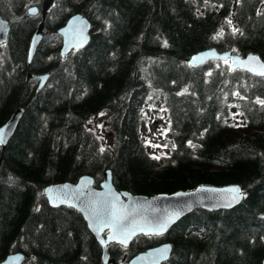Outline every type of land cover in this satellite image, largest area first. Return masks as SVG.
Masks as SVG:
<instances>
[{"label":"trees","instance_id":"1","mask_svg":"<svg viewBox=\"0 0 264 264\" xmlns=\"http://www.w3.org/2000/svg\"><path fill=\"white\" fill-rule=\"evenodd\" d=\"M43 1L0 0L10 23L0 45V125L23 108L0 148V261L21 251V264H104L80 212L50 206L43 189L82 174L99 187L109 168L115 187L132 193L230 183L243 192L231 209L197 208L165 234L109 244L117 261L167 241L162 264H262L264 76L186 59L214 47L264 61V0H53L28 67L40 15L27 9ZM76 12L91 22L90 41L62 57L56 30ZM29 72L49 77L38 89ZM142 102L165 110L164 153L138 136ZM98 119L112 135L108 145L92 125Z\"/></svg>","mask_w":264,"mask_h":264},{"label":"water","instance_id":"2","mask_svg":"<svg viewBox=\"0 0 264 264\" xmlns=\"http://www.w3.org/2000/svg\"><path fill=\"white\" fill-rule=\"evenodd\" d=\"M53 0H44L41 8L30 5L27 12L41 18L31 36L27 65L31 64L36 48L43 37L44 19L50 11ZM36 9L35 14L30 10ZM10 23L0 15V44L5 42ZM56 32L61 36L60 55L65 57L71 51L85 47L90 41L92 25L82 13L76 12ZM218 59L228 61L230 69L239 68L248 73L264 76V61L255 53L241 55L232 50L218 51L206 48L197 51L186 59L193 67ZM33 75H29L31 77ZM39 78L38 88L46 83L49 74L43 73ZM23 108L16 109L11 117L0 125V148L3 151L9 138L14 133ZM1 163V157H0ZM239 187L242 193L238 201H233V193L229 190ZM43 195L52 207L70 206L80 212L88 229L101 246V258L104 264H162L171 254L170 242H161L139 251L128 260H119L110 256L109 244L117 243L129 246L138 235L165 234L179 219L197 208L209 211L231 209L243 199L240 185H198L193 189L179 190L172 193L145 195L118 190L112 179V171L106 168L99 187L94 186V178L89 174L80 175L76 181L50 183L43 189ZM264 218V213L259 215ZM25 255L21 251L8 253L0 264H21ZM264 264V258L262 259Z\"/></svg>","mask_w":264,"mask_h":264},{"label":"rangeland","instance_id":"3","mask_svg":"<svg viewBox=\"0 0 264 264\" xmlns=\"http://www.w3.org/2000/svg\"><path fill=\"white\" fill-rule=\"evenodd\" d=\"M142 121L138 128V136L146 147L152 152H165L167 140L169 139V132L167 130V117L165 110L153 106L143 108L144 102L141 103ZM94 128H97L100 140L106 145L111 143V133L106 124L97 120L92 122Z\"/></svg>","mask_w":264,"mask_h":264},{"label":"snow or ice","instance_id":"4","mask_svg":"<svg viewBox=\"0 0 264 264\" xmlns=\"http://www.w3.org/2000/svg\"><path fill=\"white\" fill-rule=\"evenodd\" d=\"M30 11H31L33 14H35L36 9L33 8V9H31ZM209 75H211V73H209ZM258 102L261 103V104H264V100H259ZM100 115H103V113H101ZM0 135H2V133H0ZM0 143H3V140H2V139H0ZM189 145L192 146V145H191V141H189ZM100 151L103 152V151H104V148L102 147V148L100 149ZM155 158L158 159L159 157H155ZM229 191L232 192V193L234 194L233 197H232V200H233V201H238V200L241 198V196H242V193H241V190H240L239 187H234V188L230 189ZM37 210H39V209H37Z\"/></svg>","mask_w":264,"mask_h":264},{"label":"flooded vegetation","instance_id":"5","mask_svg":"<svg viewBox=\"0 0 264 264\" xmlns=\"http://www.w3.org/2000/svg\"><path fill=\"white\" fill-rule=\"evenodd\" d=\"M42 5V4H41ZM41 5H40V7H39V9L41 8ZM37 14H39L40 15V18H41V13H40V11L37 13ZM36 14V15H37ZM46 17V16H45ZM40 20V19H39ZM44 28V27H43ZM44 35V34H43ZM7 39V38H6ZM5 42H6V40H5ZM5 42H3L2 44H4ZM2 44H0V45H2ZM28 66V65H27ZM30 66V65H29ZM28 66V67H29ZM43 74V73H42ZM29 75H33V76H31V77H29ZM38 75H40V74H37V75H35V74H32L31 72H29L28 73V75H27V78L29 79V78H32V79H34L35 81H36V83H37V88H38V83H39V78L37 77ZM43 87V86H42ZM41 87V88H42ZM38 89H40V88H38Z\"/></svg>","mask_w":264,"mask_h":264}]
</instances>
